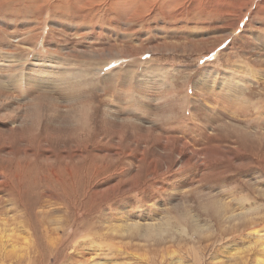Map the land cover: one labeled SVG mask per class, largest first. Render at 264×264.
<instances>
[{
    "label": "rangeland",
    "instance_id": "rangeland-1",
    "mask_svg": "<svg viewBox=\"0 0 264 264\" xmlns=\"http://www.w3.org/2000/svg\"><path fill=\"white\" fill-rule=\"evenodd\" d=\"M54 1L0 0V79L17 94L19 103L28 104L31 99L22 94L26 85L15 84V80L39 84L43 88L35 90L41 88L38 91L47 96L61 95L58 117L53 119V112L49 120L56 127L64 121L66 105L87 102L88 110L78 125L67 127V136L62 128L60 137L55 134L51 138L45 129L47 107L41 105V119L34 126L38 130L33 132L35 146H28L35 156L28 154L27 158L17 151L30 140L26 126L24 136L6 142L16 154L0 161V264H146L144 258L152 255L150 246H155L150 244L154 236H142L130 226L149 220L160 222L162 229L171 225L164 232L169 241L161 246L164 251L160 253H166L164 264H197V238L176 230L189 226L191 231V222H221L216 216L220 206L216 200L228 208L244 206L251 212L252 207L250 216L259 211L264 215V0H184L182 5L180 0ZM95 5L101 8L99 12L91 9ZM142 93L154 96L150 100L158 110L145 111ZM42 99L45 104V97ZM9 114L0 103V128L11 122ZM106 114L114 122L116 116H122L121 132L110 128L113 122H105ZM133 114L153 121L169 139L160 141L152 129L146 141L130 148V140L141 139L127 118ZM172 122L180 123L181 131L170 128ZM191 130L194 134L189 136ZM201 131L208 136L199 141ZM181 136H186L187 144L178 141ZM20 139H24L21 144ZM39 139L46 142L43 146H52L49 152L54 158L44 160ZM158 146L163 156L153 154ZM127 149L130 154H120ZM115 151L120 154L118 159ZM61 154L70 156L61 162ZM56 165L64 175H70L64 178L65 183L53 178ZM43 175L53 181L46 182ZM99 178L108 179L107 184ZM173 179H180V189H198L180 193L182 202L170 200L167 188ZM149 192L155 194V205L147 201ZM263 240L256 243L260 248ZM230 243L234 247L222 249L219 264H233V259L225 256L241 252L247 245Z\"/></svg>",
    "mask_w": 264,
    "mask_h": 264
},
{
    "label": "bare ground",
    "instance_id": "bare-ground-1",
    "mask_svg": "<svg viewBox=\"0 0 264 264\" xmlns=\"http://www.w3.org/2000/svg\"><path fill=\"white\" fill-rule=\"evenodd\" d=\"M23 1V0H22ZM35 1V0H34ZM37 1V0H36ZM87 1V0H86ZM89 1H91V0H89ZM97 1V0H96ZM102 1V0H101ZM112 1V0H111ZM110 1V2H111ZM123 1H125V0H123ZM150 1V0H149ZM178 1V0H177ZM183 1L184 0H180V5H182L183 4ZM8 2V1H7ZM20 2V1H19ZM59 3L60 4V0L59 1H57V0H55L54 1V3ZM117 2V1H116ZM134 3H136L135 1H133ZM132 2V3H133ZM171 2V1H170ZM248 2V1H247ZM247 2H245V3H247ZM264 2V1H263ZM82 3V2H81ZM96 3V2H95ZM98 3V2H97ZM115 3V2H114ZM125 3H126V1H125ZM154 3H155V1H154ZM160 3H161V1H160ZM249 3V2H248ZM11 4V3H10ZM9 4V5H10ZM46 4V3H45ZM63 4V3H62ZM83 4V3H82ZM92 4V3H91ZM94 4V3H93ZM141 4H143V2H141ZM36 5V4H35ZM65 5V4H64ZM72 5V4H71ZM86 5V4H85ZM104 5L106 6V7H108V5H109V3H108V1H105L104 2ZM111 5V4H110ZM134 5V4H133ZM136 5V4H135ZM157 5V4H156ZM54 6V5H53ZM56 6V5H55ZM63 6V5H62ZM79 6V5H78ZM82 6V5H81ZM125 6V5H124ZM90 7V6H89ZM113 7V6H112ZM119 7V6H118ZM122 7V6H121ZM156 7V6H155ZM63 8V7H62ZM117 8V7H116ZM8 9V8H7ZM45 9V8H44ZM77 9V8H76ZM91 9H93V11L95 10L96 12H99L100 10H101V8L98 6V5H95V6H93ZM109 9V8H108ZM121 9V8H120ZM133 9V8H132ZM140 9V8H139ZM113 10V9H112ZM117 10H119L118 8H117ZM116 10V11H117ZM126 10H127V8H126ZM135 10V9H134ZM145 10V9H144ZM147 10H148V8H147ZM154 10V9H153ZM152 10V11H153ZM88 11H89V9H88ZM109 11H111L110 9H109ZM120 11V10H119ZM122 11V10H121ZM140 11V10H139ZM165 11V10H164ZM185 11V10H184ZM257 11H259V10H257ZM256 11V12H257ZM262 11V10H261ZM36 12V11H35ZM166 12V11H165ZM210 12V11H209ZM105 14H106V12H104ZM129 13V12H128ZM131 13V12H130ZM139 13V12H138ZM147 13V12H146ZM153 13V12H152ZM168 13H170V11L168 12ZM212 13V12H211ZM259 13V12H258ZM101 14V13H100ZM149 14V13H148ZM224 14V13H223ZM137 15V14H136ZM151 15V14H150ZM114 16V15H113ZM138 16H140V15H138ZM147 16V15H146ZM155 16V15H154ZM144 17H145V15H144ZM162 17V16H161ZM160 18V17H159ZM162 18H164V17H162ZM104 20V19H103ZM143 21V20H142ZM52 31V30H51ZM55 31V30H54ZM54 33H56V32H54ZM42 36V35H41ZM51 36V35H50ZM49 36V37H50ZM54 36V35H53ZM112 36V35H111ZM14 37V36H13ZM27 37V36H26ZM45 37V36H44ZM52 37V36H51ZM28 38H29V36H28ZM11 39H13V38H11ZM25 39V38H24ZM1 40H3V39H1ZM69 40V39H68ZM13 41V40H12ZM11 41V42H12ZM7 42H9V43H7V44H9L10 46H11V44H10V41H7ZM21 42H22V40H21ZM43 42V41H42ZM46 42V41H45ZM22 44V43H21ZM35 44V43H34ZM38 44V43H37ZM36 44V45H37ZM45 44V43H44ZM1 45V44H0ZM53 45V44H52ZM43 46V45H42ZM47 46V45H46ZM54 46V45H53ZM35 47V46H34ZM55 47V46H54ZM47 48V47H46ZM45 48V49H46ZM9 49V48H8ZM47 49H49V48H47ZM56 49H57V47H56ZM5 50V49H4ZM7 50V49H6ZM75 50H77V49H75ZM87 50V49H86ZM104 51V50H103ZM113 51V50H112ZM3 52V51H2ZM6 52V51H5ZM50 52V51H49ZM54 53V52H53ZM60 53V52H59ZM110 53V52H109ZM98 54V53H97ZM101 54V53H100ZM118 54V53H117ZM48 55V54H47ZM56 55V54H55ZM99 55V54H98ZM6 56H8V55H6ZM54 56V55H53ZM50 57V56H49ZM55 57V56H54ZM111 57V56H110ZM126 57V56H125ZM8 59H9V57H7ZM57 58V57H56ZM5 59V58H4ZM25 60V59H24ZM56 61H58V60H56ZM149 62V61H148ZM85 63V62H84ZM106 63V62H105ZM34 64H36L35 62H34ZM33 64V65H34ZM132 64V63H131ZM138 64V63H137ZM157 64V63H156ZM124 65V64H123ZM152 65V64H151ZM48 66V65H47ZM128 66V65H127ZM153 66V65H152ZM154 66H155V63H154ZM137 67V66H136ZM149 67V66H148ZM151 67V66H150ZM31 68H34V67H31ZM153 68V67H152ZM159 68V67H158ZM25 69V68H24ZM42 69V68H41ZM124 69V68H123ZM126 69V68H125ZM19 70V69H18ZM49 70V69H48ZM51 70V69H50ZM128 70H130V69H128ZM128 70H126V71H128ZM149 70H151L150 68H149ZM153 70V69H152ZM155 70V72L157 71L158 72V70H156V69H154ZM161 69H159V71H160ZM25 71V70H24ZM54 71V70H53ZM61 71V70H60ZM124 71V70H123ZM122 71V72H123ZM11 72H12V69H11ZM27 72V71H26ZM29 72V71H28ZM27 72V73H28ZM38 72H40V71H38ZM43 72V71H42ZM58 72V71H57ZM116 72V71H115ZM121 72V71H120ZM156 72V73H157ZM3 73V72H2ZM14 73V72H13ZM30 73H32V72H30ZM61 73V72H60ZM59 73V76H60V78L61 79H63V76L61 77V74ZM116 73H118L119 74V72H116ZM126 73V72H125ZM23 74V73H22ZM32 74H34V73H32ZM31 74V75H32ZM52 74V73H51ZM100 74V73H99ZM117 74V75H118ZM135 74V73H134ZM18 75V74H17ZM37 75H39V73L37 74ZM82 75V74H81ZM104 75V74H103ZM113 75V74H112ZM122 74H120V76H121ZM153 75V74H152ZM22 76V75H21ZM40 76V75H39ZM47 76V75H46ZM119 76V75H118ZM123 76V75H122ZM141 76V75H140ZM147 76V75H146ZM145 76V77H146ZM150 76V75H149ZM9 77H10V74H9ZM48 77V76H47ZM98 77V76H97ZM148 77V76H147ZM26 78V77H25ZM28 78H29V76H28ZM32 78V77H31ZM5 79V78H4ZM12 79V78H11ZM16 79V78H15ZM14 79V80H15ZM30 79V78H29ZM49 79V78H48ZM121 79V78H120ZM6 80V79H5ZM4 80V81H5ZM24 80V79H23ZM116 80V79H115ZM7 81V80H6ZM47 81V80H46ZM95 81V80H94ZM122 81V80H121ZM124 81V80H123ZM42 82H43V80H42ZM53 82V81H52ZM90 82H91V80H90ZM132 82V81H131ZM233 82V81H232ZM18 83H21L22 84V86H25V88L26 89H24V92H22V94L24 93V96H25V94L26 95H28L27 96V98H30L31 99V102L29 101V103L27 104V103H25V104H23V103H19V102H17L15 99L16 98H18L17 97V94L16 93H14L13 91H12V89H10V88H8L6 85L4 86V84H3V82H2V80L0 79V103H3L4 104V108L10 113L9 114V119L11 120V122L9 121V123H6L5 125H3V126H1V128H0V161L2 162V161H4V159L5 158H8V156H10V155H12V154H14L15 153V150L14 149H12V148H10V146H8L7 144H6V142H8V139L9 138H11V139H14L15 137H16V135H18V136H24V134H23V131H24V128H25V126H26V128H28L27 129V131L29 132V134H27V133H25V134H27L28 135V137H29V141L27 142L28 144H23V146H22V144H21V142L22 141H24V139H20V141H19V143L21 144V146L20 147H17L18 148V152H19V154L20 155H25V156H27L28 154H31L32 156H35V153H31L32 151L30 150V152H29V149H28V146H32V147H34L35 145H34V142L36 141L35 139H33V132L37 129H34V126L36 127V125L38 124V121H39V119H41V116H39V109H40V107H41V105L43 106V105H45L46 107H47V109H45V110H47V122L45 123V129H47V131H49L50 132V136H48V137H55V134H57V136H61V129L63 128V135H65L66 134V136L68 135V133L70 132V130H68L67 129V127H69L71 124H74V125H78V123L80 122V120H81V118L84 116V114L87 112V108H86V103L87 102H84L83 104H76L75 106H73L72 104H70V105H66V107H65V111H66V116H63L62 117V119H64V121L63 122H61V123H59L60 124V126L59 127H56V126H54V125H51V123L49 122V120L51 121V117L54 119L55 117L54 116H57V111L58 110H60V108H62V105L60 104V103H58L57 101H58V99H60V97H62L61 95L60 96H51V95H46V94H44L45 93V91H44V93H43V91L42 92H40V91H38L39 89H41V88H37L38 90H35L36 89V87H42V86H39V84H35V82H34V84L32 85L31 83L32 82H28L27 80H25V81H20V80H15V84H18ZM45 83V82H44ZM57 83V82H56ZM78 83V82H77ZM136 83V82H135ZM223 83V82H222ZM221 83V84H222ZM225 83V82H224ZM223 83V84H224ZM32 86H31V85ZM137 84V83H136ZM143 84V83H142ZM205 84V83H204ZM72 85V84H71ZM119 85V84H118ZM141 85V84H140ZM20 86V85H19ZM123 86V85H122ZM134 86V85H133ZM138 86V85H137ZM233 86V85H232ZM18 87V86H17ZM54 87V86H53ZM121 87V86H120ZM139 87V86H138ZM142 87V86H141ZM13 88V87H12ZM16 88V87H15ZM20 87H18V89H19ZM43 88V87H42ZM98 88H100V87H98ZM115 88V87H114ZM137 88V87H136ZM143 88V87H142ZM145 88V87H144ZM213 88V87H212ZM18 89H16V91L17 92H19L18 91ZM21 89V88H20ZM19 89V90H20ZM72 89V88H71ZM79 89V88H78ZM89 89H91V88H89ZM117 89V88H116ZM139 89H140V87H139ZM146 89V88H145ZM148 89V88H147ZM214 89V88H213ZM219 89H221V88H219ZM15 90V89H14ZM137 90V89H136ZM142 90H144V89H142ZM22 91V90H21ZM85 91H86V89H85ZM141 92V91H140ZM143 92V91H142ZM42 93V94H41ZM76 93V92H75ZM136 93H138V91L136 92ZM159 93V92H158ZM48 94V93H47ZM143 95H142V97L143 98H141V99H143V102H142V104L144 105V107H145V111L147 112V113H149V112H152V110L154 111V110H158V108H159V106H157V105H154V104H152V101L155 99L154 98V96L152 95H148V94H146V93H142ZM20 95V94H19ZM18 95V96H19ZM62 95H67V99H72V96L71 95H69V94H62ZM76 95H77V93H76ZM136 96V95H135ZM21 97H22V95H21ZM21 97H20V99H21ZM42 97H45V100H46V103L44 104V100L42 99ZM111 97V96H110ZM128 97V96H127ZM141 97V96H140ZM79 99V98H78ZM81 99V98H80ZM138 99V98H137ZM140 99V98H139ZM152 101H151V100ZM161 99V98H160ZM27 99H25V101H26ZM61 100V99H60ZM88 100V99H87ZM210 100H212V98L210 99ZM49 101L50 102H52V103H49ZM80 101V100H79ZM89 101V100H88ZM123 101V100H122ZM151 101V102H150ZM23 102V101H22ZM74 103V102H73ZM161 104V103H160ZM166 104V103H165ZM65 106V105H64ZM45 107V108H46ZM110 107V106H109ZM141 107V106H140ZM162 108V107H161ZM106 110V109H105ZM104 110V111H105ZM141 110V109H140ZM110 111V110H109ZM23 112H24V114H23ZM27 112H31V115H28L29 113H27ZM53 112H54V114H53ZM106 112V111H105ZM112 113V112H111ZM110 113V114H111ZM139 113H141V111H139ZM53 114V115H52ZM89 114V113H88ZM105 114V113H104ZM52 115V116H51ZM62 115V114H61ZM90 115V114H89ZM134 115H136V114H133V115H130V116H128L127 118L129 119V120H131L134 124H133V126H132V129H133V132L135 133V134H141V139H140V141H139V139L136 137V138H133L132 140H130L129 141V143H130V148H132V147H134V146H136V145H139V142H143V141H146L147 139H148V137L150 136V133H153L152 132V129L154 130V131H156V132H154V134L156 135V136H158L159 137V140L161 141H163V139L165 138V139H169V136H167L166 134L165 135H163V134H161V132H159L160 130H162V128L160 127V126H158V125H154L153 124V121H150L149 119H146V118H144V120H142V118L140 117V116H134ZM139 115V114H138ZM51 116V117H50ZM127 116V115H126ZM156 116V115H155ZM7 117V116H6ZM44 117V116H43ZM58 117V116H57ZM118 121H115L114 122V120H112V117L109 115V114H106V116L103 118L104 120H105V122H113V126H111L110 128H112V130L113 131H116V132H121L120 131V128H122V124H121V119H122V116H116L115 117ZM61 119V120H62ZM58 120V119H57ZM60 121V120H59ZM6 122V121H5ZM175 122V121H174ZM178 122V121H177ZM173 123L172 122V124H171V126L169 125V127L170 128H173V130L175 129V130H179V131H181V124L180 123ZM151 124H153V125H151ZM40 125V124H39ZM56 125V124H55ZM107 125V124H106ZM164 125H166V124H164ZM229 125V124H228ZM38 126V125H37ZM59 128H60V130H59ZM205 129V128H204ZM211 129V128H210ZM38 130V129H37ZM168 130V129H167ZM179 131H177V132H179ZM36 132V131H35ZM168 132V131H167ZM190 132V131H189ZM176 133V132H175ZM204 132H200L199 134H198V136L200 137V138H198V140L199 141H202V140H205V138H204V136H208L206 133H204ZM194 133H193V130H191V132L189 133V136L190 135H193ZM35 135V134H34ZM37 135V134H36ZM48 135V134H47ZM152 136V135H151ZM197 136V135H196ZM43 137V136H42ZM96 137V136H95ZM171 137V136H170ZM103 138V137H102ZM120 138H121V140H122V135H120ZM31 139H33V140H31ZM47 139V138H46ZM86 139H87V137H86ZM1 140H4V142L3 143H1ZM27 140V139H26ZM40 140V139H39ZM43 140H45V138L43 139ZM153 140V139H152ZM171 140H174L175 141V138H172ZM42 140H40V141H38V143H39V145L41 146H43L44 145V142L42 143L41 142ZM106 141H108V140H106ZM113 141H114V139H113ZM169 141V140H168ZM176 141H177V139H176ZM178 141H180V143H183V144H187L188 143V141H187V139H186V136H181V138H180V140H178ZM50 142V141H49ZM90 142V141H89ZM119 142V141H118ZM121 142V141H120ZM148 142H151V141H148ZM37 143V144H38ZM88 143V142H87ZM93 143V142H92ZM92 143H91V145H92ZM98 143H99V141H98ZM101 143H103V142H101ZM113 143V142H112ZM194 143H195V141H194ZM45 144H46V142H45ZM54 144V143H53ZM77 144V143H76ZM151 144V143H150ZM71 145V144H70ZM95 145V144H94ZM102 145V144H101ZM105 145V144H104ZM38 146V145H37ZM58 146V145H57ZM61 146V145H60ZM111 146V145H110ZM116 146H117V148L119 147V146H121V144L118 146V144H116ZM52 147V146H51ZM51 147H49L48 148V146L46 147V146H43L42 147V152L40 151V154H42V156H43V158H44V160L45 161H48V160H51L52 158H54V156L51 154V152H49L50 151V149H51ZM59 147V146H58ZM89 147V146H88ZM31 148V147H30ZM61 148V147H60ZM69 148V147H68ZM76 148H80L79 146H78V144H77V146H76ZM101 148V147H100ZM116 148V147H115ZM116 148V149H117ZM140 148V147H139ZM180 148V147H179ZM38 149V148H37ZM61 149H63V147L61 148ZM86 149V148H85ZM96 149H97V147H96ZM124 149H126V148H124ZM123 149V150H124ZM150 149V148H149ZM182 149V148H181ZM56 150V149H55ZM58 150H59V148H58ZM79 150V149H78ZM89 150H90V148H89ZM119 150V149H118ZM143 151V152H146L147 150L146 149H142V148H140V151ZM171 150V149H170ZM45 151H47V152H45ZM77 151V150H76ZM91 151V150H90ZM93 151H94V149H93ZM98 151V150H97ZM127 152H122L121 151V153L120 154H122V155H127L128 153H129V150L127 149L126 150ZM139 151V152H140ZM68 152V151H67ZM92 152V151H91ZM101 152V151H100ZM177 152V151H176ZM37 153V152H36ZM45 153H47V154H45ZM49 153L51 154V156L49 155ZM54 153V152H53ZM56 153H58V151H56ZM61 153V152H60ZM73 153V152H72ZM88 153V152H87ZM93 153V152H92ZM134 153V152H133ZM181 153V152H180ZM253 153V152H252ZM16 154V153H15ZM75 154V153H74ZM91 154V153H90ZM90 154H88L89 156H90ZM111 154V153H110ZM118 154V155H117ZM120 154H119V152H116L115 151V153H114V155L116 156V158L118 159V156H120ZM130 154V153H129ZM135 154V153H134ZM154 155H157V156H163L164 155V153L163 152H161L160 151V146H158V148H156V149H154V153H153ZM18 155V154H17ZM16 155V156H17ZM59 155V154H58ZM73 155V154H72ZM76 155V154H75ZM94 155H96V154H94ZM138 155H140V154H138ZM170 155V154H169ZM70 156V155H69ZM69 156H67V155H63V154H61V157H62V159H61V162L62 161H65L66 160V158H67V160H68V158H69ZM85 156V155H84ZM99 155H96V157L97 158H99L98 157ZM142 156V155H141ZM140 156V157H141ZM186 156H188V158H189V154L188 153H186ZM186 156H184V158H186ZM55 157H56V154H55ZM59 157V156H58ZM57 157V158H58ZM76 157V156H75ZM92 157V156H91ZM96 157H94V158H96ZM106 157V156H105ZM108 157H110L111 158V156H108ZM133 156H131V158H132ZM27 158H28V156H27ZM26 158V159H27ZM36 158V157H35ZM42 158V157H41ZM76 158H79V156L78 157H76ZM84 158V157H83ZM101 158V157H100ZM103 158V157H102ZM25 159V158H24ZM23 159V160H24ZM70 159H71V157H70ZM85 159V158H84ZM105 159V158H104ZM109 159V158H108ZM117 159H114V160H117ZM120 159V158H119ZM134 159V158H133ZM163 159V158H162ZM29 160V159H28ZM37 160H38V158H37ZM41 160V159H40ZM43 160V159H42ZM72 160V159H71ZM95 160V159H94ZM102 160V159H101ZM100 160V161H101ZM164 160V159H163ZM172 160V159H171ZM21 161H22V159H21ZM79 161H80V159H79ZM82 161V160H81ZM99 161V162H100ZM137 161V160H136ZM142 161V160H141ZM107 162V161H106ZM150 162V161H149ZM108 163H110V162H108ZM113 163H115V162H113ZM139 163V162H138ZM245 163V162H244ZM1 164H3V163H1ZM23 164V163H22ZM102 164V163H101ZM130 164L131 165H133L134 164V162H133V160H130ZM147 164H148V162H147ZM4 165V164H3ZM69 165V164H68ZM83 165V164H82ZM97 165V164H96ZM96 165L94 166V167H96ZM124 165H125V163H124ZM127 165V164H126ZM20 166V165H19ZM88 166H90V165H88ZM104 166V165H103ZM103 166H101V167H103ZM128 166V165H127ZM22 167V166H21ZM56 167H57V169L55 170V172H53L52 173V176H53V178L54 179H56V180H58V182L59 181H61V183H65L66 182V180L64 179L65 177L66 178H69L70 177V175H64L61 171H60V169L62 170V168H60L59 169V167L60 166H57L56 165ZM77 168H78V166H76ZM83 167V166H82ZM124 167V166H123ZM137 167V166H136ZM136 167H135V169H136ZM140 167V166H139ZM4 168V167H3ZM9 168H10V165H9ZM125 168V167H124ZM127 168V167H126ZM76 169V168H75ZM131 169V168H130ZM90 170V169H89ZM114 170H115V168H114ZM127 170V169H126ZM121 171V170H120ZM123 171V170H122ZM131 171V170H130ZM153 171V170H152ZM166 171V170H165ZM9 172V171H8ZM7 172V173H8ZM10 172H11V170H10ZM9 172V173H10ZM91 172V171H90ZM98 172V171H97ZM107 172V171H106ZM123 172H125V171H123ZM1 173L4 175V171L2 170L1 171ZM7 173H6V175H7ZM116 173V172H115ZM114 173V174H115ZM128 173V172H127ZM152 173H154V172H152ZM80 174V173H79ZM111 174H113V173H111ZM150 174V173H149ZM85 175V174H84ZM128 175V174H127ZM44 177H46V178H48V180L46 181V182H50V180L49 179H51L52 180V178H51V176H48V175H43ZM42 176V177H43ZM93 176V175H92ZM151 176V175H150ZM153 176V175H152ZM155 176V175H154ZM153 176V177H154ZM86 177H87V175H86ZM106 177H107V175H106ZM105 177V178H106ZM129 177V176H128ZM135 177V176H134ZM149 177V176H148ZM80 178V177H79ZM112 178V177H111ZM130 178V177H129ZM132 178H133V176H132ZM74 179V178H73ZM125 179V178H124ZM145 180H147V178H144ZM90 180V179H89ZM99 180H100V178H99ZM114 180V179H113ZM117 180V179H116ZM53 181V180H52ZM100 181H103L102 180V178H101V180ZM119 181V179L117 180V182ZM125 181H127V180H125ZM182 181V180H181ZM55 182V181H54ZM97 182V181H96ZM104 182H106V184H107V182H108V179H105L103 182H102V184H104ZM109 182H111V181H109ZM116 182V181H115ZM115 182H113V183H115ZM116 182V183H117ZM120 182V181H119ZM122 182H124V181H122ZM187 182V181H186ZM80 183V182H79ZM132 183V182H131ZM144 183V182H143ZM169 183V182H168ZM167 183V184H168ZM180 179H173V181L169 184V187L167 188V187H165L164 185V187L165 188H167V190L169 191V192H171V196H170V200H174V199H176L177 201H183V199H180V198H182V196H180L179 194L180 193H188V192H190V191H192V190H195V189H198L197 187H195V188H193V189H183V188H179L180 187ZM55 184H57V183H55ZM91 184H92V182H91ZM110 184V183H109ZM132 184H134V183H132ZM186 184V183H185ZM189 184H193V182H191V181H189ZM48 185V184H47ZM75 185V184H74ZM89 185H90V183H89ZM148 185V184H147ZM256 185V184H255ZM48 186H50V185H48ZM54 186H56V185H54ZM62 186V185H61ZM86 186H87V184H86ZM129 186H134V185H129ZM184 186V185H183ZM188 186H190L191 187V185H188ZM52 187V186H51ZM103 187H104V185H103ZM109 187H111V186H109ZM140 187V186H139ZM147 187V186H146ZM50 188V187H49ZM84 188V187H83ZM91 188V187H90ZM89 188V189H90ZM114 188H116V187H114ZM125 188V187H124ZM126 188H128L129 189V187L128 186H126ZM125 188V189H126ZM261 188V187H260ZM60 189V188H59ZM87 189V188H86ZM88 189V190H89ZM96 189V188H95ZM94 189V190H95ZM100 189H101V187H100ZM104 189V188H103ZM118 189H119V187H118ZM118 189H117V191H118ZM122 189V188H121ZM125 189H122V191H124ZM77 190H80L79 188L77 189ZM87 190V191H88ZM97 190V189H96ZM114 190H116V189H114ZM113 190V191H114ZM98 191H99V189H98ZM116 191V192H117ZM179 191V192H178ZM84 192H86V191H84ZM101 192H102V190H101ZM104 192V191H103ZM102 192V193H103ZM96 193H97V191H96ZM105 193H107V191L105 192ZM258 193V192H257ZM30 194V193H29ZM87 194V193H86ZM99 194V193H98ZM101 194V193H100ZM104 194V193H103ZM102 194V195H103ZM111 194H113L112 192H111ZM168 194V193H167ZM211 194V193H210ZM147 195V194H146ZM154 196H155V194L153 195V192L152 193H150L149 192V194L146 196V198H147V201L150 203V205L151 204H153V205H155L156 204V201L154 202ZM263 196V195H262ZM101 197V196H100ZM215 197H216V195H215ZM254 198H256L255 196H253ZM264 197V196H263ZM84 199V198H83ZM213 199V198H212ZM258 199H260V198H258ZM80 200V199H79ZM159 200V199H158ZM257 200V199H256ZM261 200V199H260ZM162 201V200H161ZM257 201H259V200H257ZM82 202V201H81ZM179 202H178V204H179ZM213 202V201H212ZM243 202V201H242ZM260 202V201H259ZM75 203V202H74ZM85 203V202H84ZM185 203V202H184ZM215 204L216 203H220V206H219V209H218V213H217V219L219 220V221H221V222H214V223H212V224H207V222H205V223H203V222H191V226H190V229H191V231L189 230V226H187V227H185V226H181L180 228H178L176 231H178V232H180V233H184V234H187L189 237H195V238H197V243L199 244L197 247H198V249H197V251L195 252V253H197L196 255H199V257H198V259H196V261H198V263L197 264H219L220 263V261H218L217 260V258L219 257V256H221L222 255V249L223 248H226V250H230V248H233L234 246H232L233 244H231L230 242L231 241H236V242H240V241H242V242H244V243H247V245H246V247H245V249L243 250V251H241L240 252V249L238 250L239 252L238 253H235V254H230L231 252H232V250L230 251V255H232V256H230V255H227L228 254V252L229 251H227V256H225L226 258H228V259H233V264H264V247H262V248H260V246L259 245H257L258 243V241H262L263 239H264V234H263V231H264V215H262L261 213H255V215H252V216H250V214L251 213H253L252 211L254 210L252 207L250 208V211L251 212H249V211H246V210H244V206H242V207H240V208H238V209H234L233 207H224V204L222 203V201L219 199V200H216L215 202H214ZM76 204V203H75ZM148 204V203H147ZM252 204V203H251ZM258 204V203H257ZM256 204V205H257ZM77 205V204H76ZM115 206V205H114ZM165 206V205H164ZM173 206V205H172ZM178 206V205H177ZM255 206V205H254ZM156 207V206H155ZM235 207V206H234ZM248 207V206H247ZM30 208V207H29ZM160 208V207H159ZM249 208V207H248ZM158 209V208H157ZM156 208H155V210H157ZM167 209V208H166ZM257 209H259L258 208V206H257ZM51 210V209H50ZM130 210V209H129ZM164 210V209H163ZM118 211H120V210H118ZM146 212V211H145ZM121 213H122V211H121ZM121 213H119V214H121ZM123 213H125V212H123ZM160 213V212H159ZM118 215V214H117ZM123 215V214H122ZM121 215V216H122ZM130 216V215H129ZM128 216V217H129ZM125 217V216H124ZM151 217V216H150ZM123 218V217H122ZM126 218V217H125ZM129 218H131V216L129 217ZM146 218V217H145ZM148 218V217H147ZM133 219V218H132ZM136 219V218H135ZM153 219V218H152ZM147 220V219H146ZM158 220V219H157ZM140 221V220H139ZM150 221V220H149ZM147 222V223H138V222H135V223H132V225L130 226V228H137L139 231H140V235H142V236H144V235H147V236H149V237H153V241H152V243H150V244H154L155 246H150V249H151V254L149 253V255H151L150 257H148V258H144V261H145V263L147 264H164V262H165V256H166V253H165V256H164V254H161L160 252L161 251H164L163 249V247H161V246H164L165 245V243H167L169 240H168V236H165V235H167L166 233H165V235H164V232H167L168 231V229H169V227L171 226L170 225V223H169V225L167 226V228H165V229H162L163 227H161L160 226V222L159 223H151V222ZM222 221H225V222H222ZM122 222V221H121ZM125 222V221H124ZM127 222V221H126ZM145 222V221H144ZM211 223V222H210ZM60 224V223H59ZM119 224V223H118ZM121 224V223H120ZM130 224V223H129ZM128 224V225H129ZM114 225V224H113ZM167 225V224H166ZM124 226V225H123ZM163 226H164V224H163ZM117 227H119V226H117ZM165 227V226H164ZM174 228V227H173ZM115 229V228H114ZM100 230V229H99ZM113 230V229H112ZM160 230H162V232L163 233H160ZM174 230H175V228H174ZM253 230V231H252ZM115 231V230H114ZM118 231V230H117ZM121 231V230H120ZM132 231V230H131ZM128 232V231H127ZM133 232V231H132ZM81 233V232H80ZM103 233V232H102ZM109 233V232H108ZM137 233H138V231H137ZM175 233H177V232H175ZM104 234V233H103ZM107 234V233H106ZM112 234V233H111ZM128 234V233H127ZM138 234V235H139ZM174 234V233H173ZM173 234H171V236L173 235ZM121 235V234H120ZM123 235V234H122ZM126 235V234H125ZM125 235H123V236H125ZM180 235V234H179ZM113 236V235H112ZM116 236V235H115ZM127 237V236H126ZM137 237V236H136ZM135 237V238H136ZM188 237V238H189ZM255 239H254V238ZM116 238H117V236H116ZM115 238V239H116ZM128 238V237H127ZM131 238V237H130ZM129 238V239H130ZM171 238H175L174 236L173 237H171ZM111 239V238H110ZM123 239V238H122ZM134 239V238H133ZM132 239V240H133ZM135 240H137V239H135ZM185 240V239H184ZM52 241V240H51ZM176 241V240H175ZM264 241V240H263ZM116 242H118V241H116ZM123 242V241H122ZM171 242V241H170ZM173 242V241H172ZM183 242V241H182ZM93 243V242H92ZM120 243V242H119ZM127 243V242H126ZM133 243V242H132ZM178 243V242H177ZM180 243V242H179ZM196 243V244H197ZM257 243V244H256ZM84 244V243H83ZM118 244V243H117ZM123 244V243H122ZM125 244V243H124ZM171 244V243H170ZM169 244V245H170ZM131 245V244H130ZM180 245H181V243H180ZM179 245V246H180ZM262 245V244H261ZM125 246H127V245H125ZM125 246H124V248H125ZM171 246H173V245H171ZM232 246V247H231ZM254 246V247H253ZM128 247V246H127ZM161 247V248H160ZM168 247V246H167ZM115 248V247H114ZM118 248V247H117ZM123 248V249H124ZM129 248V247H128ZM176 248V247H175ZM240 248V247H239ZM116 249V248H115ZM114 249V250H115ZM126 249V248H125ZM149 249V250H150ZM184 249V248H183ZM119 250V249H118ZM166 251V250H165ZM169 251V250H168ZM183 251V250H182ZM224 251V250H223ZM234 251V250H233ZM121 252V251H120ZM180 252V251H179ZM81 253V252H80ZM122 253V252H121ZM173 253V252H172ZM181 253V252H180ZM189 253V252H188ZM224 253V252H223ZM233 253V252H232ZM129 254V253H128ZM170 254V253H169ZM178 254V253H177ZM184 254V253H183ZM186 254V253H185ZM131 255V254H130ZM142 255V254H141ZM189 255V254H188ZM169 256V255H168ZM172 256V255H171ZM178 256H180V255H178ZM119 257V256H118ZM181 257V256H180ZM186 257V256H185ZM189 257V256H188ZM83 258V257H82ZM87 258V257H86ZM92 258V257H91ZM167 258V257H166ZM177 258V257H176ZM181 258H183V257H181ZM170 259V258H169ZM175 259V258H174ZM178 259V258H177ZM86 260V259H85ZM84 260V261H85ZM181 260V259H180ZM175 261V260H174ZM178 261V260H177ZM86 262V261H85ZM132 262V261H131ZM181 262H183V261H181ZM186 262H187V260H186ZM224 262V261H223ZM107 263V262H106ZM109 263V262H108ZM126 263V262H125ZM171 263V262H170ZM176 262H174V264H175ZM230 263V262H229ZM77 264V263H76ZM116 264V263H115ZM118 264V263H117ZM221 264H223V263H221ZM225 264H226V261H225Z\"/></svg>",
    "mask_w": 264,
    "mask_h": 264
}]
</instances>
